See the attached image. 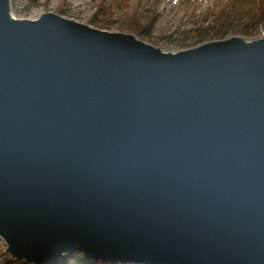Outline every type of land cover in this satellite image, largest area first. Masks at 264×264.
I'll list each match as a JSON object with an SVG mask.
<instances>
[{
  "label": "water",
  "instance_id": "water-1",
  "mask_svg": "<svg viewBox=\"0 0 264 264\" xmlns=\"http://www.w3.org/2000/svg\"><path fill=\"white\" fill-rule=\"evenodd\" d=\"M0 238L32 264H264V38L165 53L0 0Z\"/></svg>",
  "mask_w": 264,
  "mask_h": 264
},
{
  "label": "rangeland",
  "instance_id": "rangeland-1",
  "mask_svg": "<svg viewBox=\"0 0 264 264\" xmlns=\"http://www.w3.org/2000/svg\"><path fill=\"white\" fill-rule=\"evenodd\" d=\"M106 1L109 5L113 2V0ZM102 2L103 0H10V9L12 16L17 19L36 20L44 13H53L92 28L112 33L121 32L124 12L110 10L109 14L105 15ZM125 2L128 3L125 11L127 16H130V13H137L143 17L142 24L148 25L150 22L152 24L150 30L143 31L142 36L138 38L160 48L165 53H176L220 41L217 37L210 36L213 35V31L220 28L216 22L217 18L222 13L233 14L235 3H238L237 0H127ZM239 3L241 4V1ZM238 14L240 17V13ZM235 26V30H238L236 22ZM200 29L205 31L200 32ZM201 35H207L202 42L198 41ZM232 37L240 38L234 31H229L225 39ZM184 39H187L188 44H195L194 47H182L181 42ZM2 243L5 245L3 240Z\"/></svg>",
  "mask_w": 264,
  "mask_h": 264
},
{
  "label": "trees",
  "instance_id": "trees-1",
  "mask_svg": "<svg viewBox=\"0 0 264 264\" xmlns=\"http://www.w3.org/2000/svg\"><path fill=\"white\" fill-rule=\"evenodd\" d=\"M117 1V2H116ZM113 0L109 5L106 0L102 2L103 13L105 15L109 14L110 10H120L124 12L123 22L120 26L121 32H128L135 35L137 38L142 36L143 31L150 30L151 22L148 25L142 24L141 19L143 18L140 14L130 13L127 16V2ZM241 1V4L239 3ZM110 2V1H109ZM235 3V9L233 14L222 13L218 20L216 21L220 28L217 31H213L210 36L217 37L218 40H224L229 31H234L236 35L245 40L255 41L260 38H264V0H237ZM239 4V5H238ZM240 13V17L239 14ZM234 15V17H233ZM232 16V17H231ZM231 17V18H230ZM112 20V19H111ZM152 21V20H151ZM112 22V21H111ZM236 24L239 27L235 30ZM113 23V22H112ZM200 32L205 31L200 29ZM206 34H208L206 32ZM207 38V35L199 36L198 41H203ZM139 39V38H138ZM195 44H188L187 39L181 42V46L184 48L194 47ZM0 264H32L25 260H17L13 258L8 252L6 246L2 243L0 238ZM45 264H108L102 261H93L87 259L82 253L74 252L67 253L63 256L50 260Z\"/></svg>",
  "mask_w": 264,
  "mask_h": 264
},
{
  "label": "built area",
  "instance_id": "built-area-1",
  "mask_svg": "<svg viewBox=\"0 0 264 264\" xmlns=\"http://www.w3.org/2000/svg\"><path fill=\"white\" fill-rule=\"evenodd\" d=\"M15 18V17H14Z\"/></svg>",
  "mask_w": 264,
  "mask_h": 264
}]
</instances>
